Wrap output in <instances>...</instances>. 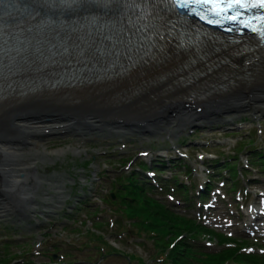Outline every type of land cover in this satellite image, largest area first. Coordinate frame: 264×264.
<instances>
[{
	"label": "rangeland",
	"instance_id": "374dc122",
	"mask_svg": "<svg viewBox=\"0 0 264 264\" xmlns=\"http://www.w3.org/2000/svg\"><path fill=\"white\" fill-rule=\"evenodd\" d=\"M258 104L252 106L258 107V111L254 114L252 111L255 110H251L252 107L248 110H241L238 115L228 113L213 115L212 112H209L208 114H210V117L207 120L199 121L198 127H193L195 129L194 132H189L192 126L180 132H175L168 124L163 126V130H160L159 125L157 127L155 126L156 123L143 122L141 123L144 124L143 126H137L136 128L130 126L126 129H119V134L107 133V128L104 132L87 134L85 139H80V137L73 135H67L59 139L57 137H52L51 142L54 140H61L62 142L55 144L51 143L48 146L49 150L63 147L68 149V151L59 156L56 161H47L43 163L41 173L46 174L48 178L54 180L57 179L60 174L65 175L66 180L62 183L65 184L68 195L64 197L62 202H59L58 198L55 199L52 196L56 193L54 187L50 186V182H45L43 185L47 189L45 192H42V195H39L40 207L35 218L32 217L29 221L24 222L15 221L13 217L0 218V264L33 263L32 261L29 262L26 260L33 256L35 252L41 251L42 245L39 242L44 237L42 232H46L47 234L51 233L53 226L58 229L59 238L61 240L69 239L78 241L79 238H81L80 240H85V237L89 239L91 237L90 233L86 234L84 237L81 230L78 231L79 228L86 230L89 227L94 228L95 226L94 224L92 226L88 225L86 221L87 217L84 218V215H90L96 211V205L93 202L94 198L91 199V201H85L86 191L90 189V186L92 187L91 189H94L92 192L94 193L97 191L98 194L106 189L112 190L113 183H111V181L116 175L118 176L123 172L122 169L128 168V165L125 167L128 162L122 164V161L132 157L134 158V162L138 158L140 160L141 155L139 151L143 147L149 148L153 140L164 142L165 138H168L175 142L176 145L181 144L182 147L179 146L180 148L177 149L182 150V153L187 156L194 154L192 161L195 166L198 155L200 154L215 156L218 151L224 150L227 151L225 154L234 153L233 149L237 146L238 140H242V136L245 141L254 138V145L260 149L264 148V133L262 135H257L256 132L259 126L264 130V105ZM254 115L257 116V119H254ZM238 124H241L242 127H239ZM94 130L95 129H92V132ZM143 130H146V133H141ZM168 133L172 134L167 137ZM225 134L231 136H226ZM184 135L187 136V144L182 143V137ZM238 145H240V143ZM230 147L231 149H229ZM77 148L79 150L75 151ZM178 150L174 148L168 152V154L164 153L166 155L163 159L169 161L168 165L172 164L170 160L177 162L176 159H180V153L178 156L176 152ZM157 153L160 154L158 150H154V154ZM245 153L247 152L245 151ZM86 161L91 164H86ZM108 168L114 169V172L108 173L107 177L104 178L106 180L101 187H99L103 179V177L100 179V176L103 173L106 174ZM165 168H167V166ZM166 175L170 176V174ZM180 178L185 179L186 177L184 174H181ZM59 180H62V178ZM54 201L56 203H54ZM74 202L75 206H73ZM83 206L87 208L81 211V209L84 208ZM97 209H99V207H97ZM42 212H45L47 215L43 217L41 214ZM61 213L65 214L64 217L66 216V218L64 219L66 222L61 220ZM121 213L122 211L118 209V214L120 215ZM63 222L65 224H63ZM127 225L128 220H125L124 226L127 227ZM121 227L120 223L119 225L116 224L114 231L118 232ZM98 228L99 232L96 230V233L93 235H97L98 233H103L105 235L112 232L108 228H102V225L98 226ZM71 237L73 239H71ZM136 240L137 238L127 233L121 241L113 237L108 239V242H114L119 249L127 253H136L141 255L144 259L149 260L150 253L154 250L153 243H151V240L147 237L144 239L145 245L136 243ZM33 242L34 248L32 252L24 256V252L30 247L28 244L32 245ZM85 242L87 241L85 240ZM85 242L83 241L80 244V251L74 253V255L80 259L97 260L98 264H125V261H128V259L123 256H110L106 260H99L101 251L94 247L98 245V243L95 242L96 244H93L88 242L86 246ZM50 244L51 240L48 238L44 239V248H49ZM98 246L109 250L112 245L107 243ZM52 262L53 261L49 258H41L36 261V264H50ZM133 263L138 264V261L134 260Z\"/></svg>",
	"mask_w": 264,
	"mask_h": 264
},
{
	"label": "bare ground",
	"instance_id": "6f19581e",
	"mask_svg": "<svg viewBox=\"0 0 264 264\" xmlns=\"http://www.w3.org/2000/svg\"><path fill=\"white\" fill-rule=\"evenodd\" d=\"M258 103L264 105V80L246 88L236 84L224 94L213 95L200 104L154 101V109L143 113H131L135 102L113 107H95L86 102L62 104L45 99L14 104L0 112V218L13 217L18 222L35 218L40 207L39 195L47 189L43 185L45 182L54 187L56 193L52 196L59 202L68 195L62 183L66 180L65 175L60 174L54 180L41 173L43 163L56 161L68 151L63 147L49 150L51 143L62 142H51L52 137L73 135L82 139L107 128V133L119 134V129L130 125L136 128L138 122L156 123L160 130L168 124L180 131L193 126L196 120H207L209 112L217 115L225 110L228 114L238 115L241 110L251 109ZM251 110L258 111V107ZM137 114H142V120L134 117ZM89 126L97 129L92 132ZM109 128H116V131ZM41 214L46 215L45 212Z\"/></svg>",
	"mask_w": 264,
	"mask_h": 264
},
{
	"label": "trees",
	"instance_id": "16d2710c",
	"mask_svg": "<svg viewBox=\"0 0 264 264\" xmlns=\"http://www.w3.org/2000/svg\"><path fill=\"white\" fill-rule=\"evenodd\" d=\"M129 185H122V190L125 200L129 203V212L131 214L143 215L141 220L142 224L148 229H153L164 235L169 236L170 240H177L178 236L184 234H195L198 230H205V228L194 221H187L182 216L174 213L164 204L149 197L144 186L136 179L129 177ZM168 241L164 238L161 239L160 244L165 246ZM236 249L217 254L209 255V257H203V259H197L196 253L192 245H189L182 237L178 240L171 249L170 257L171 264H223V261L231 256L236 255ZM239 260H247L251 264H264V260H261L255 255H237Z\"/></svg>",
	"mask_w": 264,
	"mask_h": 264
},
{
	"label": "snow or ice",
	"instance_id": "6c2138e0",
	"mask_svg": "<svg viewBox=\"0 0 264 264\" xmlns=\"http://www.w3.org/2000/svg\"><path fill=\"white\" fill-rule=\"evenodd\" d=\"M206 4L216 3L217 0H202ZM231 3L242 4V0H230ZM260 3L264 4V0H259Z\"/></svg>",
	"mask_w": 264,
	"mask_h": 264
}]
</instances>
